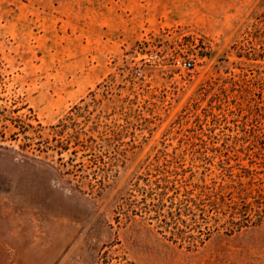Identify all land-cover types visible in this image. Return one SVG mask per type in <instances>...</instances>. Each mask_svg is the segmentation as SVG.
Segmentation results:
<instances>
[{
    "label": "rangeland",
    "instance_id": "rangeland-1",
    "mask_svg": "<svg viewBox=\"0 0 264 264\" xmlns=\"http://www.w3.org/2000/svg\"><path fill=\"white\" fill-rule=\"evenodd\" d=\"M0 264H264V0H0Z\"/></svg>",
    "mask_w": 264,
    "mask_h": 264
},
{
    "label": "built area",
    "instance_id": "built-area-1",
    "mask_svg": "<svg viewBox=\"0 0 264 264\" xmlns=\"http://www.w3.org/2000/svg\"><path fill=\"white\" fill-rule=\"evenodd\" d=\"M190 66H191V64H190V63H184V67H185V68L189 69V68H190Z\"/></svg>",
    "mask_w": 264,
    "mask_h": 264
}]
</instances>
